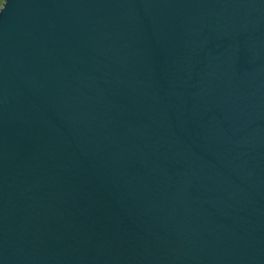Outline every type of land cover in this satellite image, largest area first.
<instances>
[{
  "label": "water",
  "instance_id": "water-1",
  "mask_svg": "<svg viewBox=\"0 0 264 264\" xmlns=\"http://www.w3.org/2000/svg\"><path fill=\"white\" fill-rule=\"evenodd\" d=\"M0 264H264V0H4Z\"/></svg>",
  "mask_w": 264,
  "mask_h": 264
},
{
  "label": "crops",
  "instance_id": "crops-1",
  "mask_svg": "<svg viewBox=\"0 0 264 264\" xmlns=\"http://www.w3.org/2000/svg\"><path fill=\"white\" fill-rule=\"evenodd\" d=\"M2 3H4V0H0V7L2 6Z\"/></svg>",
  "mask_w": 264,
  "mask_h": 264
},
{
  "label": "rangeland",
  "instance_id": "rangeland-1",
  "mask_svg": "<svg viewBox=\"0 0 264 264\" xmlns=\"http://www.w3.org/2000/svg\"><path fill=\"white\" fill-rule=\"evenodd\" d=\"M2 5H3V3H2ZM1 8V7H0Z\"/></svg>",
  "mask_w": 264,
  "mask_h": 264
}]
</instances>
